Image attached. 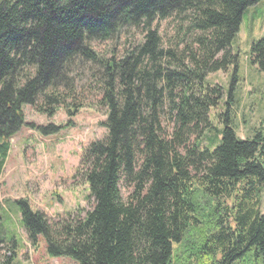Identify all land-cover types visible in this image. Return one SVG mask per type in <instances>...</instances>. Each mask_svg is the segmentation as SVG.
I'll return each mask as SVG.
<instances>
[{"label": "trees", "instance_id": "obj_1", "mask_svg": "<svg viewBox=\"0 0 264 264\" xmlns=\"http://www.w3.org/2000/svg\"><path fill=\"white\" fill-rule=\"evenodd\" d=\"M259 1L0 0V167L25 125L23 107L53 116L74 91L75 68L91 65L105 113L106 136L77 170L91 209L51 223L16 201L31 244L42 237L47 255L75 264H264V129L238 138L228 108L238 65L231 44ZM170 18L183 32L164 49L154 24ZM131 29L143 41L122 56L94 50ZM249 63L264 72V36ZM228 70L226 93L209 86L208 75ZM224 97L218 130L209 113ZM82 107L65 111L70 118Z\"/></svg>", "mask_w": 264, "mask_h": 264}, {"label": "rangeland", "instance_id": "obj_2", "mask_svg": "<svg viewBox=\"0 0 264 264\" xmlns=\"http://www.w3.org/2000/svg\"><path fill=\"white\" fill-rule=\"evenodd\" d=\"M178 20L175 18L154 24L161 36L162 48L169 41L177 42L182 36ZM153 28V29H154ZM264 36V0L248 7L242 16L239 31L231 48L237 54V82L229 115L238 138L245 139L251 132L264 129V72H259L249 63L250 45ZM144 31L131 29L121 34L116 41L93 44L94 50L106 58L122 56L143 41ZM93 70L88 63L73 71L74 91L64 96L63 108L48 117L36 113L28 105L23 107L25 125L8 140V151L0 167V264H75L68 258H53L46 254L45 243L39 237L36 244L27 239L20 226V212L16 201H26L32 211L43 213L54 223L60 219L84 216L93 205L87 185L77 174L81 157L88 146L106 136L101 125L105 121L104 109L98 105L101 98L98 82L93 78ZM232 71L217 72L207 76L211 87L218 86L223 92L229 88ZM83 104L74 115L68 117L65 108L73 104ZM228 100L224 97L209 116L212 126L222 127V114ZM165 136L172 133V125L161 117ZM53 125L60 128L49 135H43L40 128ZM196 139L190 137V143ZM202 146L210 141L209 135L202 137ZM82 168L80 167V173ZM126 186L122 185L123 198ZM261 208L264 211V190Z\"/></svg>", "mask_w": 264, "mask_h": 264}]
</instances>
